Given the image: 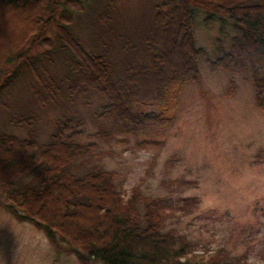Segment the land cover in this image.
I'll return each mask as SVG.
<instances>
[{
	"label": "trees",
	"instance_id": "trees-1",
	"mask_svg": "<svg viewBox=\"0 0 264 264\" xmlns=\"http://www.w3.org/2000/svg\"><path fill=\"white\" fill-rule=\"evenodd\" d=\"M190 1L205 8L206 26L221 27L213 58L196 44ZM88 2L0 0V107L10 110V99L28 94L27 105L63 110L46 142H39L40 116L31 105L9 113L7 122L28 136L0 131V196L6 208L17 220L45 228L52 239L57 235L81 264H247L244 255L232 256L224 247L199 251L183 233L164 229L168 201L140 188L126 195L115 183L116 171L93 163L77 175L76 159L99 153L80 141L87 113L70 105L83 99L90 106L95 94L99 101L89 118L96 135L107 140L117 134L121 142L132 137L143 147L159 144L157 137L176 119L185 85L203 89L204 58L211 72L250 81L255 106L264 113V0H160L127 18H118L116 0ZM88 4L89 15L74 25L75 14ZM217 16L233 21L228 47L223 33L230 24ZM51 25L54 37L47 34ZM39 54L48 60L54 55L59 73ZM235 90L229 79L225 96ZM27 175L30 181L17 186Z\"/></svg>",
	"mask_w": 264,
	"mask_h": 264
},
{
	"label": "rangeland",
	"instance_id": "rangeland-1",
	"mask_svg": "<svg viewBox=\"0 0 264 264\" xmlns=\"http://www.w3.org/2000/svg\"><path fill=\"white\" fill-rule=\"evenodd\" d=\"M157 1L160 0H116L118 18L125 14L138 17ZM88 3L96 4L94 0ZM89 4L78 14L80 18L75 14L74 25L87 18ZM190 5L194 10L196 44L205 50L207 58H213L214 38L220 35L221 27L216 22L206 26L205 8L194 1ZM216 18L230 24L223 33L228 47L235 34L233 21L224 16ZM74 31L81 37L85 35L76 27ZM47 34L54 37L53 25ZM39 55L54 73H59L54 55L51 60ZM199 70L203 89L194 83L185 85L176 119L164 136L157 137L156 145H136L132 137L121 142L117 134L107 140L96 135L97 127L89 118L97 109L99 99L95 94H91L90 106L83 99L70 105L84 116L87 113L80 141L94 144L92 153H99L95 158L85 154L76 159L74 172L81 175L93 163L116 171L115 183L126 195L140 188L145 195L166 199L171 207L163 221L164 229L183 233L199 251L224 247L232 256L244 255L247 264H264V113L255 106L251 82L242 75L211 72L204 58L199 61ZM229 79L236 83V90L225 96ZM26 100L31 101L30 96L20 94L10 99V110L0 107V131L27 137V130L12 127L7 119L11 111L31 105L40 116L39 142H46L63 110L59 106L40 110L34 103L28 102V106ZM30 178L31 175L20 177L17 186L22 187ZM7 204L0 196V264H81L78 255L69 252L57 235L52 239L34 221L17 220Z\"/></svg>",
	"mask_w": 264,
	"mask_h": 264
}]
</instances>
